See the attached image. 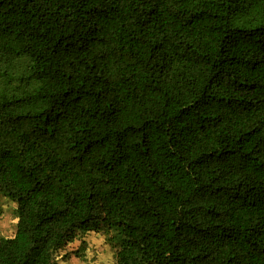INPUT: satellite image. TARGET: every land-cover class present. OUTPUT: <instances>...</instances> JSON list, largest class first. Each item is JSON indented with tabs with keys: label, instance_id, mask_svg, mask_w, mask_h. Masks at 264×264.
<instances>
[{
	"label": "trees",
	"instance_id": "obj_1",
	"mask_svg": "<svg viewBox=\"0 0 264 264\" xmlns=\"http://www.w3.org/2000/svg\"><path fill=\"white\" fill-rule=\"evenodd\" d=\"M0 264H264V0H0ZM9 80L14 77L4 72Z\"/></svg>",
	"mask_w": 264,
	"mask_h": 264
},
{
	"label": "rangeland",
	"instance_id": "obj_2",
	"mask_svg": "<svg viewBox=\"0 0 264 264\" xmlns=\"http://www.w3.org/2000/svg\"><path fill=\"white\" fill-rule=\"evenodd\" d=\"M24 61H17L5 67L0 62V90L10 88L16 83V77L24 71ZM4 72L12 73L9 80ZM16 203L0 193V237L11 236L16 229ZM104 231H89L69 243L61 254V264H116L115 248L107 239Z\"/></svg>",
	"mask_w": 264,
	"mask_h": 264
}]
</instances>
